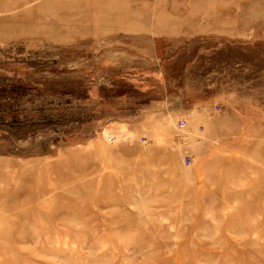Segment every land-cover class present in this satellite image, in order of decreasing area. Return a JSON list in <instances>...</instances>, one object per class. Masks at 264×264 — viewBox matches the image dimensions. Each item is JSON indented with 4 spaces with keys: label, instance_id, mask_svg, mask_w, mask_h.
<instances>
[{
    "label": "rangeland",
    "instance_id": "rangeland-1",
    "mask_svg": "<svg viewBox=\"0 0 264 264\" xmlns=\"http://www.w3.org/2000/svg\"><path fill=\"white\" fill-rule=\"evenodd\" d=\"M0 264H264V0H0Z\"/></svg>",
    "mask_w": 264,
    "mask_h": 264
},
{
    "label": "bare ground",
    "instance_id": "bare-ground-1",
    "mask_svg": "<svg viewBox=\"0 0 264 264\" xmlns=\"http://www.w3.org/2000/svg\"><path fill=\"white\" fill-rule=\"evenodd\" d=\"M198 1L199 4H202L204 2V0H196ZM161 23V22H160ZM161 27V26H160Z\"/></svg>",
    "mask_w": 264,
    "mask_h": 264
},
{
    "label": "built area",
    "instance_id": "built-area-1",
    "mask_svg": "<svg viewBox=\"0 0 264 264\" xmlns=\"http://www.w3.org/2000/svg\"><path fill=\"white\" fill-rule=\"evenodd\" d=\"M179 127H183V124L182 123H179Z\"/></svg>",
    "mask_w": 264,
    "mask_h": 264
}]
</instances>
